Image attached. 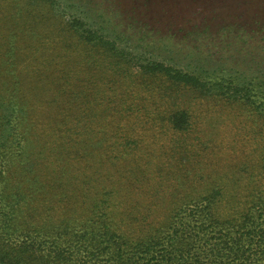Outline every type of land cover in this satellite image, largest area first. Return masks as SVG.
I'll use <instances>...</instances> for the list:
<instances>
[{
    "label": "trees",
    "instance_id": "1",
    "mask_svg": "<svg viewBox=\"0 0 264 264\" xmlns=\"http://www.w3.org/2000/svg\"><path fill=\"white\" fill-rule=\"evenodd\" d=\"M97 1L0 0V264H264V62Z\"/></svg>",
    "mask_w": 264,
    "mask_h": 264
},
{
    "label": "rangeland",
    "instance_id": "2",
    "mask_svg": "<svg viewBox=\"0 0 264 264\" xmlns=\"http://www.w3.org/2000/svg\"><path fill=\"white\" fill-rule=\"evenodd\" d=\"M111 0V4L103 6L105 10L109 8L114 9L116 12H123L130 8V0ZM137 12L153 16L152 24L157 27V29H169L170 34L177 33L178 35L184 34V32L178 33L181 29L188 30L189 28L196 26L199 30L206 26H209L210 30L205 33H198L196 35L187 36V46L190 48L192 46H201V49L196 51L197 57L201 59H213L215 63H220L225 61L228 66L239 69L246 70V66L249 62L253 60L259 64L264 62V42L253 44L251 37L248 39V35L244 30L239 31H227L225 33L221 31V27L226 24L235 23L234 18H241L242 16H247L248 14H260V17L264 22V0H136ZM97 3H103V0L97 1ZM261 4V5H260ZM108 6H110L108 8ZM166 10L169 13L167 15L163 14L162 10ZM246 18L240 20L243 23ZM250 21V20H249ZM139 25V23H138ZM252 27L247 28L248 34L251 36ZM259 32V29L256 30ZM167 33V32H165ZM241 36V37H239ZM158 38L152 40V42L157 41ZM168 44H173L171 39H167ZM151 42V43H152ZM185 42V43H186ZM225 42H231L233 45L229 44L226 49H223ZM256 45L258 46L256 48ZM42 50V46L36 44ZM51 49L48 48V53ZM185 48L183 52L188 51ZM245 63V64H244ZM256 68V67H255ZM215 112L218 111V116L214 114V119L212 120L214 127L211 134L215 140L218 138L217 134L220 133L221 126L228 132L235 123L225 124L221 117L219 109L214 108ZM221 109V108H220ZM210 122V123H212ZM245 125V124H244ZM255 126V125H254ZM250 127V126H249ZM248 127V128H249ZM250 132V133H249ZM251 129L249 128L248 133L249 138L252 136ZM247 138V137H245ZM247 138V139H249ZM248 148H250V142L247 141ZM249 151V149H248ZM248 160L252 162V165L256 162V157L254 154H249Z\"/></svg>",
    "mask_w": 264,
    "mask_h": 264
}]
</instances>
